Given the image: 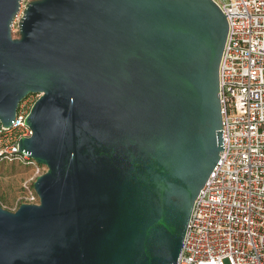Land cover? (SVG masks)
Masks as SVG:
<instances>
[{
    "label": "water",
    "instance_id": "water-1",
    "mask_svg": "<svg viewBox=\"0 0 264 264\" xmlns=\"http://www.w3.org/2000/svg\"><path fill=\"white\" fill-rule=\"evenodd\" d=\"M0 0V122L39 203L0 204V264H172L225 149L213 0Z\"/></svg>",
    "mask_w": 264,
    "mask_h": 264
},
{
    "label": "built area",
    "instance_id": "built-area-1",
    "mask_svg": "<svg viewBox=\"0 0 264 264\" xmlns=\"http://www.w3.org/2000/svg\"><path fill=\"white\" fill-rule=\"evenodd\" d=\"M213 1L229 23L219 71L225 149L195 200L177 264H264V0ZM40 97L20 103L11 127L0 122V163L40 167L19 150ZM25 203H39L35 190Z\"/></svg>",
    "mask_w": 264,
    "mask_h": 264
},
{
    "label": "rangeland",
    "instance_id": "rangeland-1",
    "mask_svg": "<svg viewBox=\"0 0 264 264\" xmlns=\"http://www.w3.org/2000/svg\"><path fill=\"white\" fill-rule=\"evenodd\" d=\"M30 1L33 0H23L21 13L15 20V30L23 8ZM13 36L19 37V33L13 32ZM46 171L47 167L42 165L38 168L19 162L0 163V204L10 211L17 210L22 203H25L29 190H34V182Z\"/></svg>",
    "mask_w": 264,
    "mask_h": 264
}]
</instances>
